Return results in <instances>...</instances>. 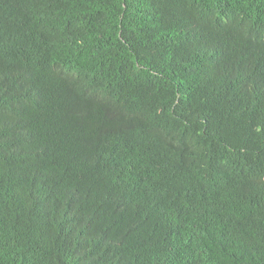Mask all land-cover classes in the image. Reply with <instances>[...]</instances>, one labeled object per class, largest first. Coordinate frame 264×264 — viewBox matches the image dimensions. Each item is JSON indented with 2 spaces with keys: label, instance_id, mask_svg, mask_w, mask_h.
Segmentation results:
<instances>
[{
  "label": "trees",
  "instance_id": "16d2710c",
  "mask_svg": "<svg viewBox=\"0 0 264 264\" xmlns=\"http://www.w3.org/2000/svg\"><path fill=\"white\" fill-rule=\"evenodd\" d=\"M0 264H264V0H0Z\"/></svg>",
  "mask_w": 264,
  "mask_h": 264
},
{
  "label": "bare ground",
  "instance_id": "6f19581e",
  "mask_svg": "<svg viewBox=\"0 0 264 264\" xmlns=\"http://www.w3.org/2000/svg\"><path fill=\"white\" fill-rule=\"evenodd\" d=\"M127 20V19H126ZM99 22V21H98ZM129 26V25H128ZM85 27V26H84ZM89 27V26H88ZM128 30H129V28H128ZM77 31V30H76ZM113 32V31H112ZM125 34V33H124ZM126 35V34H125ZM105 36V35H104ZM77 38V37H76Z\"/></svg>",
  "mask_w": 264,
  "mask_h": 264
}]
</instances>
